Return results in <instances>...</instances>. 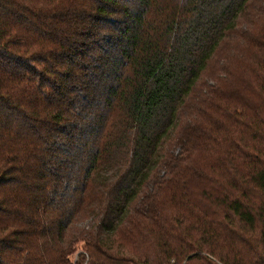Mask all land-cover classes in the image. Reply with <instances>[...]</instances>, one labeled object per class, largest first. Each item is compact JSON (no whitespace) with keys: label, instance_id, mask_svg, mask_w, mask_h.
<instances>
[{"label":"trees","instance_id":"1","mask_svg":"<svg viewBox=\"0 0 264 264\" xmlns=\"http://www.w3.org/2000/svg\"><path fill=\"white\" fill-rule=\"evenodd\" d=\"M0 264H264V0H0Z\"/></svg>","mask_w":264,"mask_h":264},{"label":"rangeland","instance_id":"2","mask_svg":"<svg viewBox=\"0 0 264 264\" xmlns=\"http://www.w3.org/2000/svg\"><path fill=\"white\" fill-rule=\"evenodd\" d=\"M217 60H219V59H217ZM217 60H216V61H217Z\"/></svg>","mask_w":264,"mask_h":264}]
</instances>
